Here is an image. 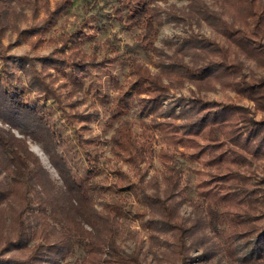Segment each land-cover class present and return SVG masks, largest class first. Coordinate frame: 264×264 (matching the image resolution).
I'll return each instance as SVG.
<instances>
[{
    "label": "trees",
    "instance_id": "1",
    "mask_svg": "<svg viewBox=\"0 0 264 264\" xmlns=\"http://www.w3.org/2000/svg\"><path fill=\"white\" fill-rule=\"evenodd\" d=\"M169 1L143 0L132 6L130 0H119L113 13L125 29L137 27L138 42L155 54L153 38L164 21L190 29L170 56H159L156 73L132 59L129 79L107 110L112 119L130 111L138 115V134L133 121L124 119L109 139L112 156L132 171L129 177L121 167L114 169V189L133 191L144 206L143 236L137 230L126 234L133 240L130 251L117 241L123 202L97 208V189L88 180L92 174L88 170L79 176L72 170L50 113L30 94L6 83L21 71L34 96L50 98L68 122L88 125L89 115L65 110L54 72L80 76L105 66L106 60L95 63L86 57L75 34L64 37L55 52L39 57L9 55L0 46V61L7 69L6 79L0 77V122L9 127L0 126V264H60L74 248L83 253L79 264H264V178L248 187L250 174L241 172L264 158V76H247L240 59L264 68V0H174L186 1L182 8ZM67 4L58 2L37 28L13 31L35 36L31 44L36 50L43 42L41 32ZM203 23L225 44L193 31L192 26ZM13 60L17 67L10 65ZM186 83L196 93L170 96ZM216 85L251 101L252 110L199 95ZM156 134L163 144L157 151L162 171L147 178L142 164L152 158ZM29 140L42 146L59 183L29 149ZM177 153L202 168L197 197L188 202L185 216Z\"/></svg>",
    "mask_w": 264,
    "mask_h": 264
},
{
    "label": "rangeland",
    "instance_id": "2",
    "mask_svg": "<svg viewBox=\"0 0 264 264\" xmlns=\"http://www.w3.org/2000/svg\"><path fill=\"white\" fill-rule=\"evenodd\" d=\"M60 1L0 0V46L7 47V54L9 55L39 57L55 52L64 37L70 34L77 35L76 40L81 52L89 59L94 60L95 63L105 59L106 65L89 68L80 76H70L67 70L54 72V75L58 78L57 84H60L59 91L65 110L89 115L90 123L87 125L78 121L75 123L68 122L60 112L58 105L50 98L33 95L21 71H16V77L6 81V83L22 89L25 95L30 94L32 100L41 106L46 114L50 113L51 125L57 128V131L65 140L63 150L67 153V159L72 166V170L79 176L85 175L88 170L92 174L88 175V180L97 189L93 194L97 208L116 200L123 202L125 213L120 219L121 234L117 241L124 250L130 251L133 240L128 238L126 234L129 230H137L139 235L143 236L144 230L142 229L140 214L144 206L138 203L137 195L133 191L121 192L114 189V179L111 175L113 170L121 167L122 171L129 177H132V171L128 164L117 161L112 156L109 139L113 129L124 119L133 121L134 133L138 134V115L134 111H130L120 119H112L109 117L107 110L112 98L118 93L119 87L129 79V65L132 59L156 73L157 64L161 61L159 56H170L175 46L180 43L183 37L187 36L190 29L186 25H176L173 21H164L158 27L157 34L153 38V44L157 49L155 54L142 48L136 37L140 33L137 27L127 30L113 17L114 9L120 3L119 0H67L68 4L62 13L41 32L43 42L36 50H33L31 43L36 37L29 36L25 38V35L20 37L13 30L25 31L30 28H37L42 19L54 10ZM130 1L132 6L143 2V0ZM167 4H174L176 7L182 8L186 6V1L170 0ZM161 5L163 6V4ZM225 19L230 21L227 15ZM192 29L211 40L225 44L223 37L216 34L204 23L201 26H192ZM70 44L68 43L67 46ZM66 49L68 48L66 47ZM240 59L243 63V72L247 76H264V68L258 66L256 62L247 60L242 56H240ZM87 60L88 58H86V62ZM10 65L17 67V61H10ZM36 66L39 68V62H36ZM6 72L7 69L0 61V77L5 78ZM196 91L193 85L186 83L182 89H174L170 96L172 98H177L181 94L190 96ZM199 95L208 101L232 103L252 110L251 101L238 97L231 90L220 89L218 85H216L215 90L201 91ZM259 117L260 115L257 114V119ZM86 125L88 127L84 130ZM0 126L9 129L7 125H2L1 122ZM13 133L17 137H21L16 131H13ZM28 146L38 156L51 178L59 183L57 172L50 165L42 146L31 140L28 141ZM162 146L160 135L156 134L152 158L150 161L147 160L146 164H142L143 169L148 172L147 178L151 175H159L162 171V167L157 160V151ZM88 158H90V161H87ZM175 161L181 172L182 193L187 200L181 207V214L185 216L190 210L188 202L195 200L197 197L196 184L203 179L197 172H200L202 168L197 161L190 160L188 155L181 156L177 153ZM241 172L247 176V173L250 174L248 187H252L254 180L264 178V158L253 161L250 168L247 170L241 169ZM2 177H4V174H2ZM99 189L104 191L99 192ZM82 256V251L74 248L67 253L66 258L60 264H79Z\"/></svg>",
    "mask_w": 264,
    "mask_h": 264
}]
</instances>
